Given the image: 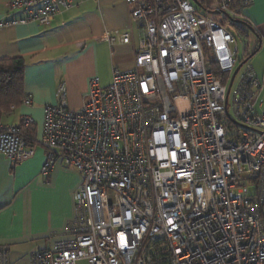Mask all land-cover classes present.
Segmentation results:
<instances>
[{"label":"built area","instance_id":"2783aa9c","mask_svg":"<svg viewBox=\"0 0 264 264\" xmlns=\"http://www.w3.org/2000/svg\"><path fill=\"white\" fill-rule=\"evenodd\" d=\"M125 2L142 33L133 69H115L106 88L93 79L78 111L60 83L34 143L22 131L35 128L32 117L19 125L0 118V154L13 165L40 147L42 175L58 164L81 175L69 238L34 253L31 264H264L262 80L248 65L229 89L246 54L237 59L236 37L214 12L192 0ZM75 5L11 0L24 17L0 27H47ZM216 11L237 19L232 0H219ZM103 40L134 45L132 28ZM0 264H13L7 246Z\"/></svg>","mask_w":264,"mask_h":264},{"label":"crops","instance_id":"0c3cea01","mask_svg":"<svg viewBox=\"0 0 264 264\" xmlns=\"http://www.w3.org/2000/svg\"><path fill=\"white\" fill-rule=\"evenodd\" d=\"M10 1L0 0V23L24 17L9 9ZM238 1L232 0V5L236 4L232 9L237 20L245 23L246 37L253 36L255 50L247 53L248 63L264 84V0H248L250 4L241 8ZM74 2L76 5L57 15L50 26L33 22L0 27V60L25 59L24 94L33 100L31 106L21 104L3 114L1 120L6 125H19L22 116L32 117L35 141L43 133L45 107L57 103L60 83L67 85L69 108L78 111L90 101L93 79L106 88L115 69L127 71L135 66L134 50L142 33L131 24L125 0ZM218 3L216 0L211 10L197 8L217 14ZM131 28L134 45L110 47L103 40L106 33L124 34ZM263 101L264 93L259 99ZM46 154L39 147L34 157L17 165L0 154V246L9 248L13 264H31L34 253L50 250L57 241L69 238L67 228L74 217V193L81 175L62 164L42 175Z\"/></svg>","mask_w":264,"mask_h":264},{"label":"trees","instance_id":"16d2710c","mask_svg":"<svg viewBox=\"0 0 264 264\" xmlns=\"http://www.w3.org/2000/svg\"><path fill=\"white\" fill-rule=\"evenodd\" d=\"M197 1L204 9H208V5L212 3V0ZM235 7L236 4L234 3L232 5V8L235 9ZM234 20L237 19L235 18ZM232 25L237 33L246 36V25L244 26L242 24H235L234 22H232ZM248 58H250V54H246L244 60ZM26 66V61L23 58L0 60V118L3 114L11 112L16 107L22 104L25 97L23 76ZM22 131L23 135L30 142H35L36 133L34 129L23 128Z\"/></svg>","mask_w":264,"mask_h":264},{"label":"rangeland","instance_id":"374dc122","mask_svg":"<svg viewBox=\"0 0 264 264\" xmlns=\"http://www.w3.org/2000/svg\"><path fill=\"white\" fill-rule=\"evenodd\" d=\"M215 3H216V0H212V3L210 5H208V10H211L212 6H214ZM201 11L204 12V10H201ZM210 15L213 16V18L215 20H218L219 22H223L225 27H227V29L229 31H231L234 34V36L236 37L237 48H238V55H237L238 60L241 61L245 54H247L248 52L252 53L255 50L254 49V43H253V36L249 35L248 37H246V36H243V35L237 33V31L235 30V28L232 25L231 19L225 18V16L223 14L211 13ZM248 65H249V63H247L243 66L241 73L244 72V70L247 68ZM237 83H238V77L236 79L233 90H235ZM78 264H88V262L86 260H82Z\"/></svg>","mask_w":264,"mask_h":264},{"label":"water","instance_id":"95a60500","mask_svg":"<svg viewBox=\"0 0 264 264\" xmlns=\"http://www.w3.org/2000/svg\"><path fill=\"white\" fill-rule=\"evenodd\" d=\"M192 1H193V3H194L196 6L202 8L201 4H200L197 0H192ZM215 13H216V12H215ZM231 21L234 22L235 24H242V25H245V23H243V22L240 21V20H234V19L231 18ZM251 56H252V55H251ZM249 60H250V58L244 60L243 62H241V63L238 65V67L236 68L235 72H234L233 75H232V79H231V83H230L229 89H230L231 86L233 85V81H234L235 77L237 76V74L239 73V71L241 70V68H242L246 63H248Z\"/></svg>","mask_w":264,"mask_h":264}]
</instances>
